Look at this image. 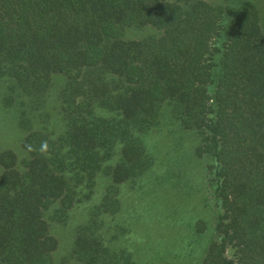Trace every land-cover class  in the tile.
<instances>
[{
  "label": "trees",
  "instance_id": "obj_1",
  "mask_svg": "<svg viewBox=\"0 0 264 264\" xmlns=\"http://www.w3.org/2000/svg\"><path fill=\"white\" fill-rule=\"evenodd\" d=\"M145 26L156 33L124 36ZM55 75L65 78L58 136L32 129ZM0 78L29 131L21 167L10 151L0 157V264H54L43 210L59 201L65 214L118 146L127 176L144 174L153 163L144 136L171 118L198 133L215 187L202 264H264V33L253 2L0 0ZM105 205L119 210L112 197ZM102 214L93 209L63 264H139L106 244Z\"/></svg>",
  "mask_w": 264,
  "mask_h": 264
},
{
  "label": "rangeland",
  "instance_id": "obj_2",
  "mask_svg": "<svg viewBox=\"0 0 264 264\" xmlns=\"http://www.w3.org/2000/svg\"><path fill=\"white\" fill-rule=\"evenodd\" d=\"M205 1L233 8L246 1L253 2L259 10L264 33V0ZM236 24L237 21L232 22V33H236ZM156 31L153 26L131 27L124 36L138 40ZM64 84L65 78L55 75L42 107L36 111L32 129H45L53 136L64 132L61 113ZM9 86L7 78H0V157L7 151L12 152L17 169L27 156L22 141L29 131L19 124L18 108L6 105ZM144 139L153 160L144 174L127 176L120 167L122 155L118 146L109 162V172L98 175L92 190L83 188L81 200L65 214L58 212L59 201L43 210L49 232L57 240L52 253L54 264L72 262L71 252L78 231L89 221L95 207L104 208V214L98 219L103 224L106 244L114 249H127L139 264H202L214 237L216 193L206 175L207 160L196 154L200 137L171 118L163 131L151 132ZM108 196L118 200L117 212L105 211ZM200 221L207 225L203 232L198 226Z\"/></svg>",
  "mask_w": 264,
  "mask_h": 264
}]
</instances>
